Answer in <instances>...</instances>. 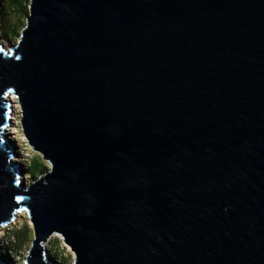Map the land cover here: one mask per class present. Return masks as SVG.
<instances>
[{
  "label": "water",
  "instance_id": "obj_1",
  "mask_svg": "<svg viewBox=\"0 0 264 264\" xmlns=\"http://www.w3.org/2000/svg\"><path fill=\"white\" fill-rule=\"evenodd\" d=\"M21 211L25 264L55 234L73 264H264V0H30L0 42V229Z\"/></svg>",
  "mask_w": 264,
  "mask_h": 264
},
{
  "label": "rangeland",
  "instance_id": "obj_2",
  "mask_svg": "<svg viewBox=\"0 0 264 264\" xmlns=\"http://www.w3.org/2000/svg\"><path fill=\"white\" fill-rule=\"evenodd\" d=\"M29 2L30 0H0V41H3L8 50L13 44L17 43L19 35L26 24L27 15L29 14ZM18 114L16 120L19 122L17 125L19 131L17 134L13 133V126L12 130L9 131L11 133L10 138L17 151L15 159L22 164L24 176L26 174L30 175V178L26 179L30 183L44 174L51 165L27 143L21 128V107ZM9 227L5 230L4 237H7L8 231L14 232L24 229V227H28L29 235L19 241L16 238L15 242L10 245H8V239L1 238L0 255H5L4 248L15 250V252L12 251V256H9L10 264H24L22 259L27 255L33 239V227L27 212L21 211L18 213L15 221ZM7 253L9 254V252ZM47 255L58 264H73L75 258V252L69 245L65 244L60 234L53 235L47 242Z\"/></svg>",
  "mask_w": 264,
  "mask_h": 264
},
{
  "label": "bare ground",
  "instance_id": "obj_3",
  "mask_svg": "<svg viewBox=\"0 0 264 264\" xmlns=\"http://www.w3.org/2000/svg\"><path fill=\"white\" fill-rule=\"evenodd\" d=\"M1 43H2V45L3 46H5L4 45V43H3V41H0ZM9 98H10V100L12 101V103H13V107H14V121L12 122L13 124L8 128V130L9 131H11L12 129V131H13V133H15V134H17L18 133V124H19V122L16 120V116H19V112H20V104H19V101H18V99H17V96L15 95V94H11L10 96H9ZM14 126V127H13ZM13 127V128H12ZM12 128V129H11ZM10 132H8V135H9V137H10ZM16 160V159H15ZM17 161V160H16ZM27 180L30 178V175L29 174H26V176H24ZM2 230V229H1ZM0 233H1V231H0ZM2 254V253H1ZM3 257V256H2ZM6 259V258H5ZM9 261V260H8ZM9 263H11L10 261H9Z\"/></svg>",
  "mask_w": 264,
  "mask_h": 264
},
{
  "label": "built area",
  "instance_id": "obj_4",
  "mask_svg": "<svg viewBox=\"0 0 264 264\" xmlns=\"http://www.w3.org/2000/svg\"><path fill=\"white\" fill-rule=\"evenodd\" d=\"M15 221V220H14ZM13 221V222H14ZM12 222V223H13ZM12 223H10V224H7V225H4L3 227H1V229H3L2 231H1V229H0V231H1V233H0V239L1 238H3L4 236H5V230L6 229H8L7 227H9ZM10 228V227H9ZM4 238H6V239H8L9 241H8V245H10V244H12V243H14L15 242V240H16V238H15V236H14V233H13V231H8L7 232V237H4ZM5 249V251H4V258H6L7 260H10V258H9V256H12V251L13 252H15V250H10V249H6V248H4ZM3 249V250H4ZM7 252H9V254L7 253ZM16 255V254H15ZM26 259H27V255H25V257H23V263L25 264V261H26Z\"/></svg>",
  "mask_w": 264,
  "mask_h": 264
},
{
  "label": "trees",
  "instance_id": "obj_5",
  "mask_svg": "<svg viewBox=\"0 0 264 264\" xmlns=\"http://www.w3.org/2000/svg\"><path fill=\"white\" fill-rule=\"evenodd\" d=\"M13 233H14L15 238H18V241H19V240L25 239L26 236L29 235V229L28 227H24V229L14 231Z\"/></svg>",
  "mask_w": 264,
  "mask_h": 264
}]
</instances>
